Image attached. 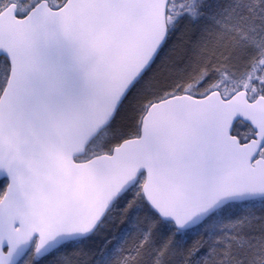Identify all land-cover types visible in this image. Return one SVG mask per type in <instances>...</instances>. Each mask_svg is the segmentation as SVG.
<instances>
[{"label": "snow or ice", "instance_id": "obj_1", "mask_svg": "<svg viewBox=\"0 0 264 264\" xmlns=\"http://www.w3.org/2000/svg\"><path fill=\"white\" fill-rule=\"evenodd\" d=\"M0 264H264V0H0Z\"/></svg>", "mask_w": 264, "mask_h": 264}]
</instances>
